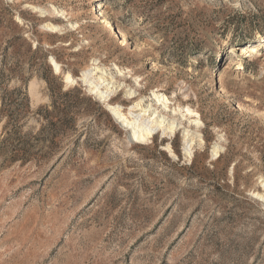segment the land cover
Segmentation results:
<instances>
[{"label": "rangeland", "instance_id": "374dc122", "mask_svg": "<svg viewBox=\"0 0 264 264\" xmlns=\"http://www.w3.org/2000/svg\"><path fill=\"white\" fill-rule=\"evenodd\" d=\"M0 264H264V0H0Z\"/></svg>", "mask_w": 264, "mask_h": 264}, {"label": "bare ground", "instance_id": "6f19581e", "mask_svg": "<svg viewBox=\"0 0 264 264\" xmlns=\"http://www.w3.org/2000/svg\"><path fill=\"white\" fill-rule=\"evenodd\" d=\"M99 6L100 5H98V7ZM46 28L54 30L58 28V25L48 24L46 25ZM255 33L257 34L258 32ZM51 61L54 66L55 72L58 73L60 71V65L55 60H53V58H51ZM99 69L100 68L97 65L89 69H86L85 71L82 72L81 79L83 80V82L88 84L89 89L93 93L98 95L103 101H106L114 87H112L113 86L112 84L111 86H107L105 90L101 89V84L103 82V80L101 79L107 76L108 73H105L104 75H100L98 74ZM65 80L67 82L74 81L72 75L69 72L65 73ZM108 106L111 112H113L116 118L119 119V121L122 123V125L131 130V137L138 142L147 141L152 136L153 132L156 129H160L162 133L171 135L173 134L176 128L174 119L166 120L167 117H164V115L158 113L155 110V108H151L152 107L151 104L145 105L144 107L140 106V108L137 109H133L136 107L135 104L131 105L129 107L128 115H126L122 111V109L118 106H110V105ZM136 110H138V112H136ZM187 133L188 131L185 132V135H187ZM192 144H193V138H188L185 140L184 150L187 155L191 154ZM167 149L170 153H172V149L170 148V145H167ZM217 152H218V146L213 148L212 150L213 155H216Z\"/></svg>", "mask_w": 264, "mask_h": 264}]
</instances>
